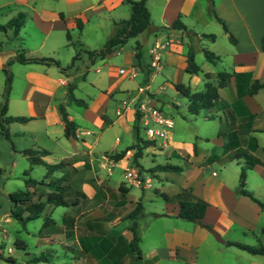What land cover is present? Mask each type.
<instances>
[{
    "label": "crops",
    "instance_id": "1",
    "mask_svg": "<svg viewBox=\"0 0 264 264\" xmlns=\"http://www.w3.org/2000/svg\"><path fill=\"white\" fill-rule=\"evenodd\" d=\"M52 1L49 3L48 0H40V2L39 0H4L0 2V11L11 9L7 24L13 18V4L29 9L39 26L38 30L44 34L43 45L46 44L45 39H52L54 44L59 43L63 34L67 46L74 48V56L77 49L69 45L67 33L70 34L73 43L81 42L84 49H97L81 40L83 29L91 21L93 14L101 12H105L104 15L106 12L110 15L114 14L117 18V20L113 19L115 30L118 21L129 19L131 16V6L125 0ZM147 8L151 14L152 28L151 31L143 34V41L152 46L147 51L150 54V62L142 61L141 51L139 59L136 49L132 54L127 53V68L113 67L106 62L117 52L124 51V46L101 59L104 62L96 71L103 74L90 82L95 99L86 101L87 105L79 106L80 109L74 106L78 104L67 101L70 79L62 76L64 72L60 68L41 63H20L27 67V70L42 74L44 79L37 82L28 79L27 88L19 99L20 107H25L24 111L18 110L19 105H17L13 115H10V103L8 104V116L31 118L24 122L26 129L14 131L13 136L16 141L13 140V153L15 155L27 149H45L48 151L43 157L45 163L66 162L63 168L48 176L47 167L37 164L44 167L46 173L40 179L32 177L29 173L26 175L25 184L27 178L44 181V185L37 186L40 194L50 192L51 188L47 186L49 183L65 186L66 197L73 202L67 206L46 204L39 217L26 224L24 228L28 238H31L30 241L16 239L24 241L25 245L22 249L26 251L25 264H264V258L263 260L255 258L264 255L247 256L251 253L227 244L229 241L247 244V241L239 237L233 239L229 234L234 227L242 230L247 229L249 225L250 228L248 219L252 215L259 223V219L264 217V209L250 197L241 195L238 187H233L225 179L208 180L204 175L206 168L214 167L216 162L221 164L234 162V159L230 158L233 154L232 148L244 147L253 157L264 162V143L260 141L264 135V87L255 94L248 93L256 80L264 83L262 49L264 0H215L217 15L224 20L229 31L237 39L236 43L231 42L229 34L223 28V37L228 41L224 47L225 51H219L214 47L218 36L212 33L210 28L212 21L217 20L209 13L208 0H147ZM177 19H180L193 34L189 35L186 31L170 28ZM160 27L168 28L158 30ZM75 30H78L76 37L73 34ZM203 34H215L216 40L204 37ZM5 35L7 39L13 41L12 29H8ZM112 35H109L107 40ZM156 42L165 45L157 70L163 73L165 78L171 74L175 80L171 82L167 78L163 81L160 91L151 92V82L156 74L150 64L152 48ZM210 45H213L212 49H209ZM204 49L219 56V61L209 62L205 57ZM190 50L194 52L195 61L199 54L204 55L202 65L197 63L201 68L198 74L191 75L186 71ZM55 54L56 51L53 56L48 57L56 59ZM29 55L47 57L30 53ZM10 60H13V53L5 58L0 57V66L4 67ZM97 60L89 64V59L84 56L73 68L78 62L82 63L83 68L89 65L87 74L90 66ZM141 65L144 68H151L148 79H145ZM51 66L61 71L56 72L59 74L58 78L50 69ZM108 66V71L101 70L102 67ZM211 66L223 68L220 71L230 72L231 80L227 86L219 88V99L212 108L204 109L198 115L191 114L189 110L188 112L192 116L219 121L220 126L216 136L221 142V147L218 150L216 147L205 150L196 145L183 150L180 144L176 143L172 131L169 132L170 139L168 137V140H156L154 144L146 147L151 148L153 155L154 164L149 168L143 167L140 163L146 148L143 149V155L138 160L139 166L133 162L136 149L127 150L124 157L119 160L109 156L136 145L137 139L118 151L117 148L123 144V137L117 136L110 152L106 149L97 150L100 138L109 129H120L131 134L135 121V107L138 103L150 98L158 106L157 103L160 102L158 96L165 88H171L182 95L177 91L175 84L183 83L182 78L185 75L188 80L186 85L192 88V82L195 80L196 84H202V90L204 74L220 72L214 71ZM35 68L49 69L39 71ZM122 69L124 72H121ZM69 70L68 74H70ZM138 75L142 76L141 83L144 85H138V93L134 95L133 91L125 86L124 78L132 81ZM60 86L66 88L59 90ZM113 101L116 104L113 110L114 117L109 113ZM61 105L65 107L69 119L77 125L76 138H68L65 135ZM15 123L21 122H12L10 125ZM92 134H97L93 141L87 138ZM229 137L232 138L230 142ZM252 138H255L258 144V148L254 150H252L254 145ZM228 142L231 149L226 147ZM158 157L163 161H159ZM160 164L179 165L182 169L152 171ZM238 164L240 165L239 161ZM13 165H16V161ZM116 168L123 171V177H119ZM130 170H135L134 176L137 174L140 183L134 180V176L128 175ZM249 171H256L258 175L256 188L263 190L264 163L256 165ZM153 177L177 185L172 192L166 191L165 185L161 188L155 187L158 197L163 193L175 196L186 190L192 195V200L197 198L206 201L208 210L203 221L210 228L179 217L177 201L159 202L148 193L154 187ZM251 192L259 199L255 191ZM258 194L264 196L261 190ZM138 203L142 205L141 210L137 208ZM10 210L7 217H11ZM46 218L51 220L45 227ZM35 221L39 223L30 226V223ZM133 223L136 224L140 236V253L134 251L131 246L134 237L131 230ZM255 228L257 230L258 227ZM262 230L264 232V226ZM1 243L4 248V242ZM0 255L3 253L1 252ZM39 256L44 259L39 262L30 261Z\"/></svg>",
    "mask_w": 264,
    "mask_h": 264
},
{
    "label": "rangeland",
    "instance_id": "2",
    "mask_svg": "<svg viewBox=\"0 0 264 264\" xmlns=\"http://www.w3.org/2000/svg\"><path fill=\"white\" fill-rule=\"evenodd\" d=\"M4 0H0L3 2ZM40 2V0H39ZM48 2H53L52 0H48ZM85 2H90V0H86ZM130 9V6L126 4ZM131 10V9H130ZM11 9H3L0 11V24H6L8 15H11ZM20 12L25 13V23L22 29L19 32V35H14L13 32V41L7 39L5 32L0 31V57L5 58L11 53H13V69L12 65L9 67L13 74V85L9 94L8 104L10 105V115H13V111H15L17 105L20 104V96L27 88V81L30 78L31 82H37L41 79H44V76L40 73L35 71L31 72L27 70V67L24 65L17 63L14 61V56L16 55L18 50L25 49L27 54H34L40 56H53L52 54L56 51L54 57L58 59L63 66L64 63H70L72 61V57L74 56V48L67 46L66 44V37L62 34L59 43H52V39H45L46 44L43 45L44 42V34L41 33L38 29L39 26L37 25L36 21L33 19L32 13L29 9L19 6L17 4H13V17L17 16ZM101 12L99 14H93L91 16V21L85 25L81 40L91 47L100 48L106 42L109 35L115 30V25L113 24V19H116V16L113 14H109L106 12ZM212 33H216L218 36V41L215 44V48L219 51H225L224 47L227 44V39L223 37V26L213 20L211 24ZM78 30L73 31L74 36H77ZM193 34V33H192ZM56 36V33H55ZM224 38V39H223ZM226 42V43H225ZM141 44V52H142V61L144 63L150 62V54L149 51L152 46L146 44L143 41V35H139L133 38H130L129 41L124 45V51H119L112 57L106 60L107 63L111 64L113 67L127 68V53L132 54L133 51L136 49L137 44ZM213 45H210L209 49H212ZM13 51V52H12ZM223 55H227L223 53ZM198 64H201L204 61V55L199 54L196 59ZM104 60L98 59L94 65L90 66L89 72L86 74L85 68H83L82 63L78 62L77 66L70 71H65L62 76L64 78L70 79L71 84H75L76 88L74 89V95L76 98L83 99L87 102L93 101L95 97L92 94L93 88L90 82L95 77H99L101 74L97 72L96 69L99 68V65L102 64ZM202 65V64H201ZM37 66V65H32ZM214 71H220L223 68L211 66ZM108 67H102V71H108ZM41 70H48L49 68H35ZM50 69L56 75V78L59 77V74L56 72H61L57 67L51 66ZM153 72L156 74L155 79L151 82V92H158L160 91L161 85H163V81L167 78L170 79L171 82H174L175 78L170 74L163 77V73L158 72L157 68H152ZM228 71L230 68H225ZM59 70V71H58ZM101 71V72H102ZM102 76V75H101ZM142 76L138 75L134 80L129 81V78H124V82L126 83L125 86L130 91H133L134 95L138 93V85L143 86L144 84L141 83ZM183 83H188L186 75L182 78ZM5 82H6V74L3 70V67L0 66V102H4V91H5ZM196 81L193 80L192 82V89L201 90L202 84H196ZM197 85V86H196ZM66 87L60 86L59 90H63ZM155 96V95H152ZM160 102H158V107H160L164 113L171 117L174 120L175 127L172 131L176 139V143L180 144L183 150L191 147V146H199L202 149H209L212 150L216 147V150L221 147V142L217 138L216 133L219 129L220 123L216 120H206L203 119L202 116L196 117L192 116L188 112L187 107V99L182 95L177 94L171 88H165L162 90V94L158 96ZM8 105V106H9ZM139 103L136 105L135 110H137ZM76 109H80V105H74ZM116 104L114 101L110 105V115L114 117L113 110L115 109ZM82 107V106H81ZM25 110V107L21 108L20 105L18 106V110ZM23 110V111H24ZM9 132L11 136V140L16 141L14 138V131H22L26 129L25 123H15L9 125ZM115 131L117 133L115 134ZM171 134V135H172ZM97 134H92L87 138L91 141L94 140ZM117 136L123 137V144H121L117 149L118 151L123 150L127 145L134 142L136 140V136L133 131L129 133L122 132L120 129H109L106 131L99 140V146L97 150L103 151L106 149L107 151H111L114 146L115 138ZM140 136L143 139H147V134L145 128L142 126L140 128ZM170 139V135L168 136ZM18 140V139H17ZM24 140V139H23ZM162 140V139H159ZM261 143H264V135L260 139ZM16 157V158H14ZM159 161H163L160 157H158ZM14 161H16V165H13ZM240 162V165L238 164ZM140 163L143 167L149 168L151 167L153 162V155L151 154V148H146L144 151L143 158L140 159ZM178 163V162H177ZM183 164V162L181 161ZM246 164V159L242 158H235L234 162H227L225 164H221L216 162L214 167L206 168L205 170V177L210 180L214 178H223L228 183L232 184L233 187H239V174H240V167ZM30 173L32 177L36 179H40L45 173V169L42 166L32 165L30 161L24 157L23 154L20 152L13 153V145L11 141L7 139L4 135L0 133V242H4V248L2 249V257L0 256V264H25L26 259V251L23 249H18L16 247V239H30L27 236L25 228L13 217H7L8 211L11 208V200L9 198L10 193L25 190V178L26 173ZM215 171V172H214ZM116 173L119 177H123V171L119 168H116ZM159 174H161L159 172ZM257 181L258 175L256 171L251 172L247 171V188L251 191H255L257 197L264 202V196L259 195L258 191H263L264 189H257ZM153 185L154 187L148 191L156 200L159 202L165 201L164 197H158L156 194L157 191L155 187L161 188L165 185V189L168 192H172L177 188V185L172 184L170 182H165L159 180L157 177H153ZM236 189V188H235ZM159 198V199H158ZM157 205V201L155 202ZM250 223L247 226V229H239L234 227V229L229 234L230 237L233 239L235 237L241 238L243 241H247V244L250 245H263L264 246V232L262 227L264 226V217L259 219V223L256 221L255 216H251L248 219ZM39 221L31 222L30 226H36ZM255 227H258L257 230ZM11 247L13 249L12 253L8 252V248ZM1 254V252H0ZM248 254V253H244ZM247 256H253L249 254ZM14 257V258H13ZM234 257V256H233ZM257 260H263V256H256ZM14 261V262H13Z\"/></svg>",
    "mask_w": 264,
    "mask_h": 264
},
{
    "label": "trees",
    "instance_id": "3",
    "mask_svg": "<svg viewBox=\"0 0 264 264\" xmlns=\"http://www.w3.org/2000/svg\"><path fill=\"white\" fill-rule=\"evenodd\" d=\"M125 1L128 2L131 6L130 18L125 20H120L116 23L115 33L107 40V42L100 49H96V50L84 49L83 44L81 42L73 43L71 41L70 34L67 33V40L69 45L75 46L77 49L76 55L73 57L71 63L68 64L67 66H63L60 61L54 58L28 55L25 49L17 51L16 55L14 56V61H17L22 64L41 63L47 65H56L58 68L61 69V71L65 72L73 68L75 66V63L77 61L82 60L84 56H86L89 59L90 62L89 64L94 63L96 59L106 58L107 55L113 53L118 48L124 46L129 41L130 38L143 35L151 31L152 28L151 14L147 8V0H125ZM208 2H209L210 15L213 16L219 23L222 24L224 30L229 34V38L231 42L236 43L237 39L234 37L232 32L229 31L224 20L217 15L215 9V0H208ZM24 23H25V14L19 13L16 17H13L7 24L4 25L0 24V31L6 32L8 29H12L14 35L17 36L21 28L24 26ZM78 24H79V28H81L82 27L81 23L79 22ZM167 28L168 27H160L158 28V30H164ZM170 28L186 31L189 35L192 34V32L188 30L187 26H185L180 21V19L174 21L173 24L170 26ZM203 36L208 37L213 41L216 40L215 34H203ZM262 49L264 51V38H263ZM136 50H137V55L140 59L141 57L140 43L137 44ZM204 54L206 59L212 63H216L220 59L219 56H217L215 53H213L208 49H204ZM12 62L13 60H10L3 67V70L6 74V82H5V91H4V102L2 103L0 102V133L4 135L7 139H9L11 141V144L13 143L9 132L10 123L12 122L24 123L31 119L30 117L27 116L7 115L9 94L11 91V86L13 81V74L9 69V67L12 65ZM187 62H188V66L186 68L187 73L193 75V74H198L201 71L200 66L195 61V55L192 50L189 51ZM141 67L144 72L145 79H148L151 73V68H144L142 65ZM85 68L87 71L89 69V65H87ZM231 77L232 74L227 71H220L217 73L207 72L203 76L204 88L202 90L194 91L189 85H186L185 83L182 82L176 83L175 87L177 91L187 99L189 112L193 115H198L202 110L210 109L215 105V103L217 102L220 96L219 88L227 86L231 80ZM263 87H264V83H261L260 81L256 80L249 88L248 93L255 94L259 91V89ZM75 88H76L75 84H71V83L69 84L67 101L74 102L80 106H86L87 103L85 100L75 97L74 95ZM60 110L65 122L66 137L76 138L77 137L76 123L69 119L66 109L63 105L60 106ZM141 126H142L141 113L137 108L135 114V121L133 125V131L137 139V144L125 149L122 152L116 154H110L109 156H111L115 160H119L122 157H124L127 150L136 149L133 162L137 166H139L138 160L143 155V149H145L147 146L151 144H154L156 141V140L141 138L140 136ZM233 134L235 133L233 132ZM231 139L232 138L229 137V142L231 141ZM252 139L254 140V145H252V150H254L258 148V144L255 138ZM229 142L226 145L227 149H231V145L229 144ZM231 150H233V154L230 157L231 159H235V158L240 159L242 157L243 158L245 157L246 159V164L241 167L239 174L238 192L243 196L250 197L252 200L257 202L262 209H264V202L257 199L254 196V194L247 188V171L249 169L254 168L258 164H263L264 162L253 157L249 153V151L244 147H240L238 149L232 148ZM21 153L29 159L32 165H37V164L45 165L48 169L47 176L50 173L60 168H63L66 165V162L64 161L59 162L57 164L45 163L43 157L48 154V151L45 149H40V150L27 149L22 151ZM181 169L182 168L179 165L160 164L157 165L155 168H153L152 171H168V170L181 171ZM26 175H29L28 171ZM44 184H45L44 181H38L33 178H27L26 179L27 189L10 193L9 198L12 204L10 210V216L16 219L22 225V227H25L29 221L37 219L44 210L46 204H52L54 206H61V205L67 206L73 203L66 197L65 186H58L53 183H49L47 184V186L51 188L50 192L48 194H40L37 191V186ZM162 196L167 202L170 201L178 202L179 217L187 219L189 221L196 222L204 227L210 228V226L206 225L203 221L208 210V203L206 201L197 198L192 200L191 199L192 195L190 194V192L186 190L175 196H169L166 193H163ZM43 197H45V199ZM137 208L141 210L142 205L138 203ZM50 220H51L50 218H46L44 224L45 227L48 225V222ZM131 230L133 231V235H134L131 246L134 251L140 253V248H139L140 236L138 235L136 224L133 223L131 225ZM15 244L18 249H22L25 245L24 241L22 240H16ZM227 244L236 246L251 254L264 255V246L261 244L249 245V244L233 242V241H229L227 242ZM0 256L2 257V255ZM42 259L44 258L42 256H39L32 258L30 261L39 262Z\"/></svg>",
    "mask_w": 264,
    "mask_h": 264
},
{
    "label": "built area",
    "instance_id": "4",
    "mask_svg": "<svg viewBox=\"0 0 264 264\" xmlns=\"http://www.w3.org/2000/svg\"><path fill=\"white\" fill-rule=\"evenodd\" d=\"M165 49V45L156 42L152 48V56H151V64L152 68H157L160 66L161 58L163 51ZM121 72H124L122 69ZM138 110L141 113V121L145 128L147 137L149 140H159L164 139L168 140V135L171 130L174 129L175 123L174 120L167 116L164 111L158 107L156 104L152 102L150 98L145 99L142 101L139 106ZM135 174V170H130L128 175L133 177ZM134 180L137 183H140V180L137 174L134 176ZM2 243L0 242V252H2ZM12 248H8V252H12Z\"/></svg>",
    "mask_w": 264,
    "mask_h": 264
}]
</instances>
